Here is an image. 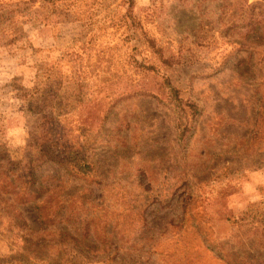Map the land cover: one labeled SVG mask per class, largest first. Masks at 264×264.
<instances>
[{"label": "rangeland", "instance_id": "rangeland-1", "mask_svg": "<svg viewBox=\"0 0 264 264\" xmlns=\"http://www.w3.org/2000/svg\"><path fill=\"white\" fill-rule=\"evenodd\" d=\"M177 5L0 0V164L29 158L109 225L111 262L73 264H264V0ZM70 153L92 174L66 177ZM3 212L0 257L20 245Z\"/></svg>", "mask_w": 264, "mask_h": 264}, {"label": "trees", "instance_id": "trees-1", "mask_svg": "<svg viewBox=\"0 0 264 264\" xmlns=\"http://www.w3.org/2000/svg\"><path fill=\"white\" fill-rule=\"evenodd\" d=\"M127 1L130 5L131 0ZM177 1L176 8L179 10H186L185 7L191 3V0ZM245 6L246 9L250 7L246 4ZM150 7L154 9L153 6ZM259 8L263 7L259 6ZM195 9L198 11V28L208 26L220 34L219 13L216 14L215 10L211 13L216 19L214 22L208 18L210 13L207 9L198 5ZM246 16L247 11L243 13L238 29L252 27L248 37L257 32L261 33L259 29L254 31L253 22L245 24ZM6 20L2 16L0 24L5 23ZM234 28L231 26L226 31H232V35L235 36L237 30L234 31ZM163 63H166V60ZM70 155L72 153L65 158V164L56 162L66 177L78 179L87 172L92 174V166L84 157L74 154L70 157ZM4 160L7 161H4L6 164H0V210H4L3 216L7 218L13 231H16L15 237L19 239L20 245L23 244L28 249L23 250L19 245V251L0 257V264H73L77 257L111 262L108 224L99 229L91 217L81 216L80 210H63L64 202L61 195L55 194L59 185L55 184V180L50 183L42 180L41 177L38 178L39 167L34 165V161L29 158L18 162H12L7 158ZM16 173L20 175L17 176ZM26 206L33 207L36 223L28 224V219L21 209Z\"/></svg>", "mask_w": 264, "mask_h": 264}]
</instances>
